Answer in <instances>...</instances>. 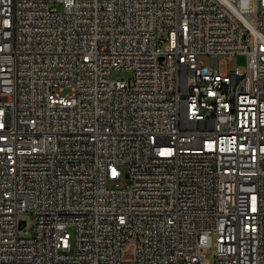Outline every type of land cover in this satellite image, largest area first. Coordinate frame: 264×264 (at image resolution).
Here are the masks:
<instances>
[{
	"label": "built area",
	"instance_id": "2783aa9c",
	"mask_svg": "<svg viewBox=\"0 0 264 264\" xmlns=\"http://www.w3.org/2000/svg\"><path fill=\"white\" fill-rule=\"evenodd\" d=\"M210 249L264 264V0H0V264Z\"/></svg>",
	"mask_w": 264,
	"mask_h": 264
},
{
	"label": "rangeland",
	"instance_id": "374dc122",
	"mask_svg": "<svg viewBox=\"0 0 264 264\" xmlns=\"http://www.w3.org/2000/svg\"><path fill=\"white\" fill-rule=\"evenodd\" d=\"M203 64L207 66L213 65L215 62L214 59L210 56L204 55L201 56L199 59ZM246 57L241 56V55H236L233 57H219V59L216 60V66L215 68L220 71L222 74H230L233 73L237 68H240L241 70L245 69L246 65ZM133 77V72L131 70H114L111 73V79L114 81H130ZM124 174V170L122 171ZM120 186L123 187L125 186V181L124 179L121 180ZM109 187H113L112 184H109ZM26 214L22 216L21 220L26 223V226L20 230V236L21 237H30L33 234L34 230V225H35V218L31 214ZM69 232L71 233L72 236V245L75 244V231L74 229H70ZM206 256L208 260L214 264L215 262V257H214V249H210L207 251Z\"/></svg>",
	"mask_w": 264,
	"mask_h": 264
}]
</instances>
